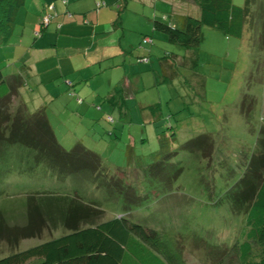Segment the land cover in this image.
I'll use <instances>...</instances> for the list:
<instances>
[{"label":"rangeland","instance_id":"obj_1","mask_svg":"<svg viewBox=\"0 0 264 264\" xmlns=\"http://www.w3.org/2000/svg\"><path fill=\"white\" fill-rule=\"evenodd\" d=\"M186 1V5L176 3V8L180 6L188 14H197L198 5ZM244 1L232 0L238 6ZM256 3L258 6L264 0H256ZM164 12L168 13L160 9L157 17L153 15V22L168 20L162 15ZM152 13L150 11L149 15ZM254 14L253 29L245 31L244 39L201 26L197 50L192 53L189 49L185 51L188 52L186 57L176 60L178 72L173 79L161 81L159 95L150 87L141 95L125 97L131 109L128 114H119L116 106H110L107 101L102 104L99 99L93 103L96 109L92 107L97 119L81 132L84 126H80L77 115L66 111L58 114L57 105L50 107L51 112L58 114L54 117L60 119L59 143L70 149L69 142L78 140L72 134L76 127L79 140L100 158L96 162L98 171L92 172L74 162L71 171L62 169L58 174L55 170H38L36 173V169L29 171L30 167H25L28 160L22 154L23 148L10 149L13 156L2 160L1 164L6 166L2 170L11 168L16 174L28 170L30 174H3L0 209L6 213L5 223L12 227L0 236V257L66 232L56 219L62 215L69 198L101 209L86 223L122 214L158 230L170 240L181 235L182 256L188 264H213L217 251L190 238L196 236L209 245H230L240 237L244 225L243 213L231 211L225 193L244 170L264 118V13L257 10ZM129 24L136 25L132 21ZM157 34L161 35L156 31ZM155 35H152L153 41ZM156 41L161 51L167 50L164 46L169 42L163 36ZM140 44L151 45L143 44L142 39ZM175 47H179L176 53L182 56L184 48ZM150 54L149 59L153 60L155 55ZM7 66V63L2 65L4 70ZM130 83L136 84L132 75ZM97 87L101 95L108 89V83L104 81ZM249 96L253 99L252 107L248 114H243L241 107L246 106ZM144 98L145 103L158 102L163 115L151 120L148 113L137 110L138 101ZM178 109L181 111L176 112ZM162 131L174 132L176 152L170 157L155 158L158 147L155 134ZM200 132L209 135L210 156H204L200 149L180 148L185 140ZM61 134L68 137H60ZM129 144L134 152L130 158L126 153ZM7 178L17 179L11 186L5 182ZM29 194L34 195L37 204L48 203L43 205L44 223L37 228L39 231H35L37 225L33 222L24 224L25 197ZM62 195L67 196L61 209ZM30 230L34 232L26 235Z\"/></svg>","mask_w":264,"mask_h":264},{"label":"trees","instance_id":"obj_2","mask_svg":"<svg viewBox=\"0 0 264 264\" xmlns=\"http://www.w3.org/2000/svg\"><path fill=\"white\" fill-rule=\"evenodd\" d=\"M191 1L199 7L198 16L182 15L175 25L167 21L154 20L153 29L161 33L174 48L162 49V54L157 57L160 75L154 78L146 89L152 85L159 88L161 81L174 78L178 72L176 60L186 57L188 52L185 51L189 49L192 53L197 50L201 26L205 25L225 35L244 39L245 31L249 29L251 32L253 29L254 13L257 10L264 13V3L257 6L256 0H245L241 6L233 4L232 0ZM23 2L24 0H0L1 43L8 40L14 26L16 11ZM62 2L65 3L66 0ZM46 15L48 21L44 24L41 20L40 30L45 28L51 18V14ZM144 38H147L149 44L154 42L152 35L145 34L142 37L143 44L147 43ZM175 45L184 48L182 56L176 53L179 47ZM149 55V51L147 54L135 55L133 62L146 63L149 61ZM22 84L23 80L19 76L7 80L0 72V188L3 187L4 173L14 176L23 173L26 175L30 174V170L36 169V173L38 170L41 172L55 170L54 172L58 171L60 174L62 169L71 171L74 162L78 166H86L92 172H97L96 162L100 159L98 155L87 148L79 138L70 144L72 145L70 149H65L56 139L49 124L45 105L41 104L32 110L27 108L19 92ZM139 94L141 95V91ZM125 97L127 96L120 97V101L123 102ZM247 99L246 106L241 107L243 114H248L252 107V97L249 96ZM138 109L147 112L151 120L163 115L158 102L145 103L143 106L137 103ZM126 110L128 114V111H131L130 106L127 105ZM179 111L181 110L178 109L176 112ZM107 118L112 120L110 116ZM155 136L158 144L155 158L175 154L174 132L165 134L162 131ZM15 146L25 150L22 154L28 160L25 162V167H30L28 173L25 171L16 174L11 168L5 172L2 170L6 167L1 164L2 160L13 156L10 149ZM131 147L129 144L126 148L129 158L131 153H134ZM180 148L200 149L204 156H210L212 143L209 135L204 136L200 132L185 140ZM7 179L5 182L12 186L17 178ZM64 196L67 195H62L61 209L64 204L65 207L56 221L63 225L66 232L2 256L0 264H188L182 256L183 237L180 234L175 236V240H170L158 230L131 221L122 214L95 223H86L87 219L92 218L93 214L101 209L89 203H77L75 199L68 198V201H65ZM225 197L232 212L244 215L240 237L234 239L230 245H209L193 235L190 239L204 243L217 251L213 264H264V118L248 162L238 180L226 191ZM42 203L37 204L33 194L25 197L24 224L27 226L33 222V225H37L35 231H39L37 228L44 223L43 205L48 203L45 201ZM5 217L6 213L0 209V236L7 234V228L10 226L5 223L7 220ZM33 232L34 230H30L26 235Z\"/></svg>","mask_w":264,"mask_h":264},{"label":"crops","instance_id":"obj_3","mask_svg":"<svg viewBox=\"0 0 264 264\" xmlns=\"http://www.w3.org/2000/svg\"><path fill=\"white\" fill-rule=\"evenodd\" d=\"M176 3L186 5L187 1L66 0L63 3L62 0H24L16 11L8 40L0 42V72L7 80L19 76L24 81L25 85L19 90L28 109L45 105L49 124L60 141V119L54 117L60 112L77 115L80 126H84L82 132L97 119L92 110L94 102L100 99L103 104L107 101L110 106L117 107L119 114L125 115L127 101L124 98L121 102L120 97L139 95L154 78H158L157 57L162 51L156 38L163 35H155L152 16L156 14L157 17L158 11L164 9L168 12L162 14L168 19L164 20L175 25L180 16L192 15L180 6L176 8ZM150 11L154 13L149 15ZM47 13L51 18L40 30L39 24ZM198 15L199 9L192 16ZM161 16L158 18L162 19ZM130 21L136 25L131 26ZM145 34H154L155 43L141 46ZM164 47L174 48L170 43ZM148 51L155 55L156 61L154 58L146 63L133 62L135 55ZM6 63L8 66L4 70L2 65ZM131 75L136 84L130 83ZM104 81L108 83V89L99 95L97 86ZM154 88L159 95V89ZM145 100H139V105L143 106ZM73 104L75 108H70ZM53 105L58 106V114L51 112ZM74 131L72 134L78 139ZM60 137L68 136L61 134Z\"/></svg>","mask_w":264,"mask_h":264},{"label":"built area","instance_id":"obj_4","mask_svg":"<svg viewBox=\"0 0 264 264\" xmlns=\"http://www.w3.org/2000/svg\"><path fill=\"white\" fill-rule=\"evenodd\" d=\"M48 21V15H45L43 18H42V23L46 24ZM144 41H147V38H144L143 39Z\"/></svg>","mask_w":264,"mask_h":264}]
</instances>
